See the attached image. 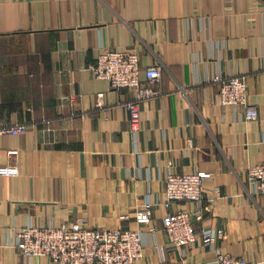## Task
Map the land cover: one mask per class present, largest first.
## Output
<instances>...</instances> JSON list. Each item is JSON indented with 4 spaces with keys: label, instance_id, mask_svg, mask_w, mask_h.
Returning <instances> with one entry per match:
<instances>
[{
    "label": "crops",
    "instance_id": "0c3cea01",
    "mask_svg": "<svg viewBox=\"0 0 264 264\" xmlns=\"http://www.w3.org/2000/svg\"><path fill=\"white\" fill-rule=\"evenodd\" d=\"M103 47L134 48L142 67L160 66V92L139 102L135 133L119 101L128 88L92 73ZM214 71L246 76L256 118H233L217 101ZM20 122L25 131L0 133V164L19 166L0 175V264H50L16 247L14 230L28 222L141 227L134 210L146 193L165 200L168 160L211 173L195 228L222 227L223 251L264 264V193L248 191L244 171L264 159V0H0V123ZM152 206L154 230L141 227L144 255L133 264L178 263L163 208ZM212 257L200 242L188 254L193 264Z\"/></svg>",
    "mask_w": 264,
    "mask_h": 264
},
{
    "label": "built area",
    "instance_id": "2783aa9c",
    "mask_svg": "<svg viewBox=\"0 0 264 264\" xmlns=\"http://www.w3.org/2000/svg\"><path fill=\"white\" fill-rule=\"evenodd\" d=\"M91 70L94 76L106 79L113 87L128 88V95L119 101L127 110L128 126L135 133L140 128L139 102L160 92V66L147 64L142 67L134 48L103 47L91 65ZM211 79L218 83L217 101L223 105H231L233 118L257 117V107L248 101L246 76L243 73L224 75L220 71H214ZM25 130L23 122L5 125L0 123V133H21ZM17 151L13 147L7 150L9 154ZM244 171L248 191L253 194L264 193V159L247 165ZM17 173V163L0 164V175ZM164 173L165 200L154 201L150 193H146L141 201V208H135L133 219L152 233V205L157 203L162 206L163 233L180 256V262L168 264H193L188 260V254L195 242H200L213 253L211 264H253L241 256L222 250L218 244V239L224 235L222 227L195 228L202 218V210L208 208V205L200 203L203 197L201 184L211 177V173L203 169L178 172L172 169L171 160H168ZM181 200L193 201L196 206L192 209L181 207L172 210L170 203ZM211 200L212 198L207 199L208 202ZM141 227H93L87 223L85 216H77L70 222H49L39 226L28 222L23 227L15 228L14 242L23 257L47 255L51 258L50 264H133L135 259L144 255ZM158 252L160 260L164 261L162 247H158Z\"/></svg>",
    "mask_w": 264,
    "mask_h": 264
}]
</instances>
